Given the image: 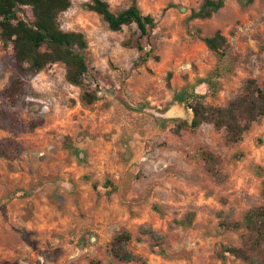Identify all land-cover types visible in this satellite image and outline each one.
<instances>
[{"label": "rangeland", "instance_id": "obj_1", "mask_svg": "<svg viewBox=\"0 0 264 264\" xmlns=\"http://www.w3.org/2000/svg\"><path fill=\"white\" fill-rule=\"evenodd\" d=\"M86 1L72 0L58 17L61 30L85 37L88 73L78 87L52 64L24 77L22 97L8 106L2 94L17 73L0 41V264H244L220 253L240 246L243 231L220 224L264 205V117L231 146L208 124L176 134L192 112L173 95L185 90L224 106L248 78L264 89V0H223L203 20L191 18L203 0H106L114 13L135 2L151 15L149 38L133 24L110 31ZM16 12L33 21L29 7ZM216 31L228 44L221 63L202 42ZM218 66L228 71L211 97L198 80ZM122 231L141 261L112 257Z\"/></svg>", "mask_w": 264, "mask_h": 264}, {"label": "trees", "instance_id": "obj_2", "mask_svg": "<svg viewBox=\"0 0 264 264\" xmlns=\"http://www.w3.org/2000/svg\"><path fill=\"white\" fill-rule=\"evenodd\" d=\"M253 0H238L241 6ZM224 5L223 0H203L197 11L192 12V19H208ZM71 6V0H0V41L11 49V64L17 77L3 92V100L8 106H14L23 95V78L34 77L47 66L61 63L65 67V80L73 86H80L88 73L84 52L87 48L85 37L80 32H65L58 24V17ZM84 6L96 13L107 24L110 31H120L124 26L135 25L140 38H149L155 28V20L151 15H144L135 2L129 7L112 12L106 0H90ZM18 7H29L33 21L28 23L17 16ZM206 48L214 53L221 63L228 52L225 37L216 31L213 35L202 38ZM137 49L143 47L137 44ZM151 49L145 52L142 61L150 58ZM228 69L216 67L207 77L198 80L205 84L214 97L222 78ZM83 99L90 103L96 99L95 93H84ZM173 101L185 105L192 112L191 123L180 121L174 128L179 134L181 130H197L204 124L211 125L214 130L224 132V143L236 145L251 125L264 117V89L254 78L243 82L241 93L224 106H215L205 102V95L190 94L185 90L173 95ZM5 107V105H3ZM2 107V106H1ZM0 108V119L6 117ZM66 148L79 158L82 151L65 143ZM200 156L209 162L210 153L201 151ZM261 196L264 199V180ZM225 231L242 230L241 244L238 247L222 246L221 256L228 254L241 260L244 264H264V205L253 208L245 213L240 222L222 223ZM130 241L129 233H117L110 243L112 257L120 262H138L141 258L127 249ZM154 252L163 253L160 246ZM144 264L143 262H141Z\"/></svg>", "mask_w": 264, "mask_h": 264}, {"label": "bare ground", "instance_id": "obj_3", "mask_svg": "<svg viewBox=\"0 0 264 264\" xmlns=\"http://www.w3.org/2000/svg\"><path fill=\"white\" fill-rule=\"evenodd\" d=\"M168 114H169L170 116H175V115H177L178 113H177L175 110H171V111L168 112Z\"/></svg>", "mask_w": 264, "mask_h": 264}, {"label": "built area", "instance_id": "obj_4", "mask_svg": "<svg viewBox=\"0 0 264 264\" xmlns=\"http://www.w3.org/2000/svg\"><path fill=\"white\" fill-rule=\"evenodd\" d=\"M90 1V0H89ZM88 0L85 2V3H88L89 2ZM71 3H72V0H71ZM47 108V106H45Z\"/></svg>", "mask_w": 264, "mask_h": 264}, {"label": "water", "instance_id": "obj_5", "mask_svg": "<svg viewBox=\"0 0 264 264\" xmlns=\"http://www.w3.org/2000/svg\"><path fill=\"white\" fill-rule=\"evenodd\" d=\"M192 117H193V115H192ZM191 120H192V118H191ZM191 120H190V122H189V123H191Z\"/></svg>", "mask_w": 264, "mask_h": 264}]
</instances>
